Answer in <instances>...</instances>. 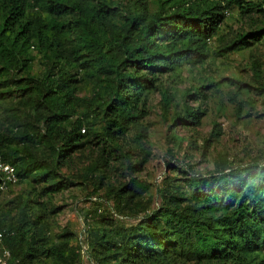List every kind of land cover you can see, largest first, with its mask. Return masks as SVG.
I'll return each mask as SVG.
<instances>
[{
  "label": "trees",
  "instance_id": "16d2710c",
  "mask_svg": "<svg viewBox=\"0 0 264 264\" xmlns=\"http://www.w3.org/2000/svg\"><path fill=\"white\" fill-rule=\"evenodd\" d=\"M31 3L45 16L29 18ZM153 3L154 10L150 0H131L125 9L114 0H0V99L14 96L27 110L21 118L19 110L10 108L12 126L0 134V153L16 167L18 185L27 182L32 187L0 208V228L6 232L12 264H80L69 233L59 235L56 243L44 233L56 212L49 211L44 199L74 185L62 170L77 151L95 143L104 145L103 152L108 147L113 155L119 153L132 174L142 172L148 153L133 163L131 151L114 145L142 126L154 93L160 92L169 106L171 97L161 77L180 76L186 67L192 73L211 58L210 45L222 41L227 9H237L243 18L264 13V0ZM263 35L264 28L242 33L221 54L250 48ZM34 48L45 63L39 77L30 75ZM252 69L264 95L258 62ZM83 81L97 82L92 98H77ZM223 82L212 81L200 91H212ZM78 105L85 111L80 116ZM203 115L188 108L175 122L199 125ZM96 118L105 123L103 132L90 129L82 134L85 124ZM138 137L147 135L142 131ZM97 166L108 167L107 159L93 168ZM216 171L219 176L166 178L161 208L152 214H147L150 204L144 201L150 184L132 178L123 186H110L107 197L117 214L146 215L129 226L95 214L99 227L89 233L94 263L264 264V166L256 162L234 168L220 155ZM80 178L89 179L87 174ZM104 179L95 178L96 190Z\"/></svg>",
  "mask_w": 264,
  "mask_h": 264
},
{
  "label": "rangeland",
  "instance_id": "374dc122",
  "mask_svg": "<svg viewBox=\"0 0 264 264\" xmlns=\"http://www.w3.org/2000/svg\"><path fill=\"white\" fill-rule=\"evenodd\" d=\"M122 9H125L131 0H114ZM42 3L47 0H41ZM152 10L156 9L154 0H150ZM220 28V40L210 45L211 58L192 73L186 67L180 76L161 77L160 84L169 91L171 102L165 106L160 92L150 97L148 116L140 128H134L126 138L117 141L114 145L120 146L124 152L133 153L132 162L142 160L149 154L148 162L140 173L132 174L127 170V164L119 153L114 155L111 148L104 145L89 144L81 151H77L71 162L65 166L62 173L74 185L69 189L55 194L52 198L46 197L44 201L51 212L49 216V229L45 230L47 237L56 238L64 232L69 233L70 245L79 254L80 264H95L89 242V233L98 230L95 220L97 214H106L114 220L126 225L137 224L140 218L122 217L117 214L107 193L110 186L119 187L127 184L132 178L151 185L150 191L145 194L144 201L149 202L152 214L161 208V194L163 182L166 178L175 176L185 179L192 176L210 177L219 176L216 173V161L219 156L228 158L231 166L247 167L256 162L264 166V95L259 91L255 80L252 65L258 62L264 83V35L259 42H254L250 48L221 54L228 43L235 41L242 33L250 34L264 28V13H255L251 16L241 17L237 9L229 8ZM44 10L35 3L28 8L29 18L38 16ZM260 38V37H259ZM34 57L31 76L39 77L45 70L43 55L36 49L31 50ZM25 76V75H23ZM80 79V77H77ZM212 81H224L214 90L200 91ZM96 81L80 82L77 87V98H92L96 90ZM162 89V90H163ZM199 92L203 96L192 97ZM19 100L14 96L0 99V134L6 133L12 126L8 116H12L11 109L23 112L27 110L18 105ZM188 108L198 109L204 115L199 125L176 124V116H183ZM77 115L85 111L77 106ZM105 123L96 118L85 124L82 134L92 129L103 132ZM147 135L139 139L141 132ZM214 134H219L216 139ZM173 136L180 139L174 140ZM103 159H107L108 167L97 166ZM94 167V168H93ZM174 168V169H173ZM88 176V180L80 178ZM105 177L102 188L96 190V177ZM32 189L27 182L4 190L0 196V208H4L18 195H27ZM96 214V215H95ZM51 241V240H50ZM42 264H52L45 261Z\"/></svg>",
  "mask_w": 264,
  "mask_h": 264
},
{
  "label": "built area",
  "instance_id": "2783aa9c",
  "mask_svg": "<svg viewBox=\"0 0 264 264\" xmlns=\"http://www.w3.org/2000/svg\"><path fill=\"white\" fill-rule=\"evenodd\" d=\"M229 15V12H226ZM0 179L1 189L7 190L9 185L16 186L20 178L15 166L4 162L0 153ZM6 232L0 228V264H12V253L5 245Z\"/></svg>",
  "mask_w": 264,
  "mask_h": 264
}]
</instances>
